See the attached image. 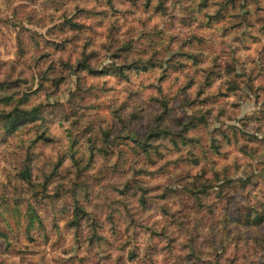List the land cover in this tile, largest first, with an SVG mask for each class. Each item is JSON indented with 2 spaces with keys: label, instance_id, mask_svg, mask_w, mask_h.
<instances>
[{
  "label": "rangeland",
  "instance_id": "374dc122",
  "mask_svg": "<svg viewBox=\"0 0 264 264\" xmlns=\"http://www.w3.org/2000/svg\"><path fill=\"white\" fill-rule=\"evenodd\" d=\"M0 264H264V0H0Z\"/></svg>",
  "mask_w": 264,
  "mask_h": 264
}]
</instances>
